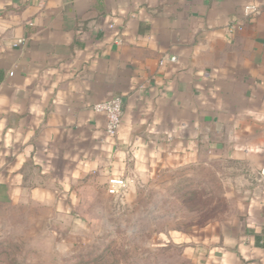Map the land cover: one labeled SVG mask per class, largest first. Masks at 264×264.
<instances>
[{"label":"crops","instance_id":"obj_1","mask_svg":"<svg viewBox=\"0 0 264 264\" xmlns=\"http://www.w3.org/2000/svg\"><path fill=\"white\" fill-rule=\"evenodd\" d=\"M207 161L240 172L242 222L187 237L193 263L264 264V0H0V202Z\"/></svg>","mask_w":264,"mask_h":264},{"label":"rangeland","instance_id":"obj_2","mask_svg":"<svg viewBox=\"0 0 264 264\" xmlns=\"http://www.w3.org/2000/svg\"><path fill=\"white\" fill-rule=\"evenodd\" d=\"M77 181L57 203L0 202V264H194L187 237L242 222L243 178L227 161L132 181Z\"/></svg>","mask_w":264,"mask_h":264},{"label":"built area","instance_id":"obj_3","mask_svg":"<svg viewBox=\"0 0 264 264\" xmlns=\"http://www.w3.org/2000/svg\"><path fill=\"white\" fill-rule=\"evenodd\" d=\"M257 12L255 5L249 4L243 7V13L245 16L253 15ZM242 28L239 24H230L229 30H240ZM22 40H17L14 46L20 44ZM171 61H175V57L170 58ZM163 61H161L162 63ZM92 110L96 113H101L105 117V132L110 138H114L117 135L118 128L121 123L122 117V103L121 99L117 96H113L107 100L99 101L91 106ZM132 180L127 177H109L107 180L108 191L111 194H118L120 190L127 187Z\"/></svg>","mask_w":264,"mask_h":264}]
</instances>
